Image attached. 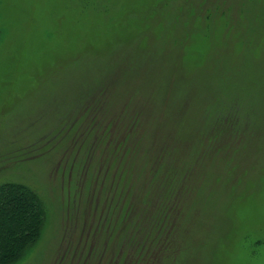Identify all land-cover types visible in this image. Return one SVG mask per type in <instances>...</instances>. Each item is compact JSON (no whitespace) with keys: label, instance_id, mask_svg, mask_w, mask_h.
I'll use <instances>...</instances> for the list:
<instances>
[{"label":"rangeland","instance_id":"obj_1","mask_svg":"<svg viewBox=\"0 0 264 264\" xmlns=\"http://www.w3.org/2000/svg\"><path fill=\"white\" fill-rule=\"evenodd\" d=\"M8 182L11 264H264V0H0Z\"/></svg>","mask_w":264,"mask_h":264},{"label":"trees","instance_id":"obj_2","mask_svg":"<svg viewBox=\"0 0 264 264\" xmlns=\"http://www.w3.org/2000/svg\"><path fill=\"white\" fill-rule=\"evenodd\" d=\"M168 214L169 208L163 209L155 221L156 230L148 238L150 245L166 243L170 234ZM43 220L44 205L33 190L17 183L0 184V264L18 261L37 242Z\"/></svg>","mask_w":264,"mask_h":264}]
</instances>
